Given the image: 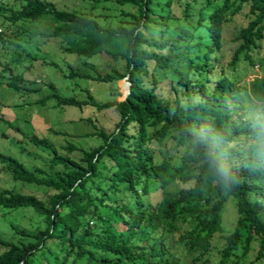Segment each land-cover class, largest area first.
Segmentation results:
<instances>
[{
	"label": "trees",
	"instance_id": "trees-1",
	"mask_svg": "<svg viewBox=\"0 0 264 264\" xmlns=\"http://www.w3.org/2000/svg\"><path fill=\"white\" fill-rule=\"evenodd\" d=\"M114 1L132 10H122L128 17L112 26L49 0H0V44H18L6 26L46 16V28L31 34L58 36L69 53L121 60L103 71L71 67L64 76L129 81L126 93L101 102L88 92L61 95L48 82L34 101L14 103L52 99L57 107L112 110L109 130L87 117L95 130L83 134L100 139L78 158L69 154L76 148L70 141L60 152L48 137L0 115L48 154L42 166H29L0 150L12 180L44 188L41 197L0 187V209L38 215L34 230L10 221L25 240L0 237V264H264V74L247 84L263 110L257 114L243 100L236 75L237 68L264 63V0ZM237 13L244 21L222 61V28ZM22 49H12L9 58L28 68L36 57ZM0 66V82L15 93L37 89L25 84L35 80L23 68L13 71L8 60ZM163 81L169 94L159 91ZM153 142L164 152H155Z\"/></svg>",
	"mask_w": 264,
	"mask_h": 264
},
{
	"label": "rangeland",
	"instance_id": "rangeland-1",
	"mask_svg": "<svg viewBox=\"0 0 264 264\" xmlns=\"http://www.w3.org/2000/svg\"><path fill=\"white\" fill-rule=\"evenodd\" d=\"M16 3L18 0H15ZM55 3L60 8L79 9L84 12H90L103 25H115L119 17H128L121 15L122 10H132L128 3L117 4L114 0H49ZM176 12L177 9H175ZM48 17H40L33 22L18 21L16 24H10L5 27L7 34L17 41L18 44L4 43L0 44V61L8 60L12 65L13 71H20L23 68L25 78H34L33 84L26 82L28 87H35L36 90H22L21 94L15 93L4 81L0 82V115L9 121L14 122L23 131H33L38 135L48 137L59 149L65 153L66 150L60 145L66 141H70L75 145L69 154L78 158L81 154V149H86L99 142V137L95 134H83L91 132L95 127L87 119L90 117L92 121L100 127L109 130L112 128L116 119V114L112 110L98 111L91 105L83 107L53 105L52 99H45L43 103H24L22 106L15 105L16 102L34 101L48 91L46 83H51L61 95H73L75 97H85L86 93H90L98 102L109 98L119 97L127 88L124 79L118 78L112 82L96 81L89 78L78 77L75 75L64 76L68 73L69 68H79L94 72L96 70H107L109 66H121V60H114L105 53H96L90 57H84L75 53H69L62 50L60 47V37L58 36H43L35 32L31 34V30H44L49 23ZM244 21V15L237 13L226 21L222 28V46L217 52L221 56L222 61H226L235 46V42L231 41V36L237 26ZM3 28V27H2ZM29 32H23L26 29ZM264 39L262 40V46ZM262 46L259 49V54H262ZM28 51L36 58L30 60L28 68H24L21 63H14L10 60V52L12 49ZM22 49V50H23ZM22 57L27 59L28 56L22 53ZM43 58L47 63H42ZM54 64H52V63ZM255 62L251 66L245 68H237L236 75L240 78L239 84L243 89V100L247 105H252L250 112L263 113L261 107L252 99L247 90L248 81L254 77L264 74V63ZM1 73V66H0ZM0 79H3L0 77ZM159 91L169 94V86L166 81L160 82ZM246 105V106H247ZM52 129L59 131L54 132ZM5 133L1 135V132ZM19 145L24 148V151L19 149ZM151 146L157 152L160 148L164 152L162 144L157 145L156 142L151 143ZM0 150L18 157L26 165H43L45 158L48 156L45 149L33 145L19 132L8 126L0 119ZM25 151L35 154H26ZM14 186L15 189L21 191H32L35 194L43 197L44 193L42 186H37L33 183L14 181L9 176V173L3 168L0 162V187ZM14 222L17 225L28 230H34L38 223V215L29 208H16L9 211L0 209V237L19 241L25 240L19 236L10 227L9 223ZM2 246H0V251ZM186 259H184L185 261ZM186 262V261H185ZM183 262V264H186Z\"/></svg>",
	"mask_w": 264,
	"mask_h": 264
},
{
	"label": "water",
	"instance_id": "water-1",
	"mask_svg": "<svg viewBox=\"0 0 264 264\" xmlns=\"http://www.w3.org/2000/svg\"><path fill=\"white\" fill-rule=\"evenodd\" d=\"M122 78L124 79V81H125L126 84L128 85L129 81L125 78V76H122ZM126 91H127V88H126V90L124 91V93H126Z\"/></svg>",
	"mask_w": 264,
	"mask_h": 264
}]
</instances>
